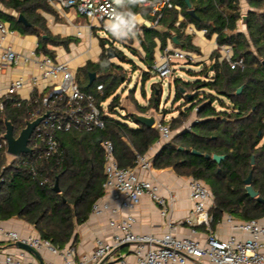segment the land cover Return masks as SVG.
Instances as JSON below:
<instances>
[{
  "label": "trees",
  "instance_id": "obj_1",
  "mask_svg": "<svg viewBox=\"0 0 264 264\" xmlns=\"http://www.w3.org/2000/svg\"><path fill=\"white\" fill-rule=\"evenodd\" d=\"M2 1L7 7L23 14L31 25L25 26L13 15L1 12L0 21H10L12 28L37 35L38 51L54 56L50 45L67 47L73 41L72 37L55 35L50 30L42 14L43 11L54 12L48 0ZM123 1L132 13L149 15V9L141 4L145 0L138 3ZM247 1L255 8L247 15V34L238 29V23L243 18L239 0H191L197 17L188 13L184 0H174L183 6L185 21L177 25L179 12L177 8H170L158 27L142 25L140 36L146 54L142 61L150 68L156 60L157 40L161 41L163 49L176 36L184 48L196 50L192 36L185 32L187 21L195 23L198 28H206L209 36L216 34L219 46H233L235 57L245 60V68L234 69L225 59L220 60V53L216 52L212 77H199L193 81L174 77L177 100L184 98L190 106L181 109L171 123L163 119L171 129L177 127L179 130L153 156L152 165L155 169H173L179 175L201 179L210 186L215 199L211 209L214 217L212 227L225 213L242 220L264 219V203L251 197L245 188V180L252 172V185L264 198V0ZM101 40L104 51L99 61H89L79 68L76 79L84 91L95 94L98 101H105L115 94L122 82V77L113 72L122 66L107 56L108 38ZM132 50L138 53L136 49ZM116 51L118 57L126 60L125 54L117 48ZM208 70L209 67L199 74L203 75ZM91 73H96L97 78L90 85ZM190 73L197 74L194 71ZM145 75L149 73L145 72ZM99 83L104 85L103 92L96 89ZM161 84H155L147 105L136 104L139 112L160 109ZM240 86L243 89L238 93ZM47 91L35 92L34 98L39 100L37 107H41V97ZM225 99L231 104L227 106ZM216 102L220 109L215 106ZM36 105L24 102L21 106H15L13 101H7L0 118V132L6 129L3 120L6 116L14 124V133L19 134L29 112ZM119 105L118 95L108 104L104 128L59 132L63 153L41 160L37 164L38 176H33L31 166H24L19 161L5 171V181L0 183V219L20 218L34 225L41 237L50 239L60 247L71 242L75 238L77 224L89 217L93 203L105 193V152L102 141L109 139L113 142L115 157L121 166L134 167L136 154L148 153L160 139L155 125L136 122L132 113H128L124 120L116 118L114 113L118 111ZM195 110L198 118L190 128L185 127ZM180 146L189 150L197 149L211 156L223 154L225 158L218 163L204 155L181 150ZM57 181L59 191L55 189Z\"/></svg>",
  "mask_w": 264,
  "mask_h": 264
},
{
  "label": "built area",
  "instance_id": "obj_2",
  "mask_svg": "<svg viewBox=\"0 0 264 264\" xmlns=\"http://www.w3.org/2000/svg\"><path fill=\"white\" fill-rule=\"evenodd\" d=\"M48 2L57 8L77 9L80 14L90 19L87 26L91 31L98 28L100 33L108 38L107 42L110 43L108 46L116 47L118 41L129 38L132 32H142V25L134 16L130 18L125 15L114 0H48ZM142 5L149 9L152 16V19L144 24L147 27H158L166 10L177 8L174 0H145ZM120 19L128 21L127 25H122L125 35H116L111 31V26ZM0 32L2 51L0 70L22 64H34L38 70L32 72L29 78L24 76L14 78L4 90H0V118L7 101H13L15 106H21L24 102L36 105L39 100L34 98V95L39 86L45 83L48 90L41 97V107L36 105L35 109L29 112L27 119L33 121L48 112L32 133L29 142L31 152L21 155L9 152L8 140L4 137L6 129L0 132V183H2L5 181V171L12 168L17 161L24 166H31L35 177L39 175L37 164L41 160L62 155L59 132L93 131L104 128L106 125L104 114L108 113V105H104L106 100L98 101L95 94L86 92L79 86L76 74L67 62L57 61L38 50L23 54L12 45L5 44L4 40L11 29L3 22H0ZM203 32L207 34L208 30L204 28ZM219 49L223 59L228 61L232 68H245L244 58L235 57L233 46L223 44ZM196 58L197 55L193 51L167 44L152 69L163 79H169L179 71L176 68L177 62L192 63ZM28 85L32 86V93L26 97L22 90ZM96 89L103 92L104 85L99 83ZM39 93L42 91L39 90ZM155 126L160 133V139L156 144L163 145L171 139L173 130L169 123L160 118H157ZM102 144L105 152V193L93 203L91 214L110 215L109 225L114 230L111 241L98 237L95 249L78 258L74 246L60 247L40 235L22 236L17 231H8L6 235L10 239L29 244L37 251L50 252L59 256L60 261L27 259L22 250L20 255L0 252V264H100L116 249L127 244L133 246L135 262L124 259L122 264H187L189 261L192 264H205L206 260L208 264H264V221L257 218L237 220L232 214H227L226 222L230 225L232 233L226 238L220 237L212 227L214 217L211 209L214 206V194L206 182L195 177H187V188L193 202L191 215L185 219V223L190 226V233L179 234L178 224L173 218H170L168 229L162 235L137 232L135 230L137 217L134 210L142 198L149 196L157 202L161 206V214L167 217L171 213L174 194L173 192L168 196L161 194V184L152 172L153 157L149 152L136 154L134 167H123L115 157L113 142L105 139ZM141 170L148 175H142ZM47 180L46 178L45 181ZM114 201L117 203H113ZM122 210H126L127 213L118 218ZM201 228L205 231L204 235L200 234ZM236 232L244 235L239 236Z\"/></svg>",
  "mask_w": 264,
  "mask_h": 264
},
{
  "label": "crops",
  "instance_id": "obj_3",
  "mask_svg": "<svg viewBox=\"0 0 264 264\" xmlns=\"http://www.w3.org/2000/svg\"><path fill=\"white\" fill-rule=\"evenodd\" d=\"M115 1V0H114ZM125 3V2H124ZM143 3V2H142ZM141 3V4H142ZM126 4V3H125ZM177 4L178 10V21L177 25L181 21H185V16L183 15V6ZM242 16L248 15L250 10H254L247 0H239ZM127 5V4H126ZM128 6V5H127ZM54 12L43 11L42 14L46 17L48 26L53 34L60 35L62 37H72L73 41L66 47L64 45L49 47L54 51V56H52L57 61L67 62L70 68L75 74L79 68L85 66L89 61L97 62L99 61L103 51L104 46L102 44V37L99 33L98 28H94L93 31L89 29L87 24L90 19L86 16L80 14V12L75 8H57L52 7ZM129 8V6H128ZM130 9V8H129ZM188 9V6H187ZM120 10L128 15L123 9ZM131 10V9H130ZM0 12L8 15H13L18 19L19 13L9 8L5 3L0 0ZM148 16H145L141 12L132 13L131 15L135 17L136 21L141 25H144L149 19H152L151 14L148 12ZM5 23L10 29L11 32L6 35L4 40L5 44L12 45L17 51L23 54H30L33 50H38L39 47V37L35 34L24 33L18 29L12 28L10 21H0ZM159 28H162L160 26ZM204 28H198L197 25L193 22L187 21L186 34L192 36V42L196 45V50H188L183 47V45L178 41L175 42L173 39L168 41V44L176 48H182L187 51H193L197 55L196 64L201 66L200 72L205 68L209 67L207 73L200 76V72H196L197 77H207L213 76L214 62L216 60L215 53H220V60H223V55L219 49V44L217 41V35L214 34L209 36L204 34ZM238 29L244 33H248L246 23L243 22V18L238 23ZM82 33L79 34L78 32ZM140 36L142 33L139 31H134L130 34L129 38L121 39L117 43L124 44V46L135 47L138 51L137 54L140 59H144L145 51L142 47ZM1 39V32H0ZM107 41V40H106ZM130 41V43H128ZM106 43V42H105ZM107 46V44H106ZM115 49L117 47H114ZM161 41L157 40L156 47V60L161 54ZM40 52V51H39ZM0 50V59H1ZM43 53V52H42ZM46 54V53H43ZM49 55V54H46ZM155 60V61H156ZM38 70L34 67V64H22L19 66H11L5 70H0V90H4L11 80L16 77L24 76L29 78L32 72H37ZM180 73H183V68H180ZM190 72V71H189ZM195 75V74H194ZM193 81V80H190ZM173 85V84H172ZM32 86L28 85L25 89L22 90L24 96H30L32 93ZM46 89L45 83L39 86V90L43 91ZM193 92V91H192ZM202 92V91H201ZM182 99V98H181ZM147 105V103H143ZM182 105V104H181ZM190 104L185 101V103L178 108V111L173 113V116L170 118H175L179 115L181 109H186ZM215 106L219 109L218 103H215ZM177 107V106H176ZM175 107V108H176ZM152 114V113H151ZM157 118L165 119L164 116H160L158 113H155ZM198 118L196 110L192 112L190 119L185 123V127H190L194 121ZM264 142V139L262 143ZM161 144H155L153 148L149 151V154L153 157L157 153ZM142 175H148L145 171H140ZM153 174L157 177L161 184V194L168 196L170 192H173L174 198L171 202V213L169 216L165 217L161 214V206L152 200L149 196H144L142 198L139 206L134 210V214L137 217V223L135 225V230L140 233L162 235L168 229V222L170 218L176 220L178 224V233L185 235L190 233V226L185 223V219L191 215L193 202L190 199L189 190L187 188V177L177 174L173 169H155L153 167ZM113 203H117L114 201ZM127 213L126 210H122L121 213L117 216L120 218L122 215ZM227 214L225 213L221 219L215 222L213 229L215 232L222 238H226L232 233L230 225L226 222ZM235 217V216H234ZM237 220H242L235 217ZM110 215H101L96 216L90 214L89 217L82 223L77 224L75 229V238L69 242L67 245L74 246L77 250L78 258L82 255L91 252L95 249L96 239L98 237L103 238L106 241H111L113 235V229L109 225ZM264 221V219H262ZM8 231H17L22 236L27 235H40L38 230L34 225L20 219V218H11V219H0V252L3 254L13 253L20 255V252L24 250L27 259H36V260H55L60 261L59 256L47 251H38L39 257L17 245V241L10 239L6 232ZM239 236L244 235L241 232H236ZM200 234L204 235L205 231L203 228L200 229ZM126 259L130 262H135V257L133 254V246L130 244L123 245L112 252L108 257H106L100 264H122V261ZM205 264H208V261H204ZM187 264H192L189 261Z\"/></svg>",
  "mask_w": 264,
  "mask_h": 264
},
{
  "label": "rangeland",
  "instance_id": "obj_4",
  "mask_svg": "<svg viewBox=\"0 0 264 264\" xmlns=\"http://www.w3.org/2000/svg\"><path fill=\"white\" fill-rule=\"evenodd\" d=\"M102 37V33H99ZM130 43V41H128ZM110 43L107 44V46ZM117 49L125 54L126 60L115 57L112 61L115 64L122 66V68L115 69L113 72L119 77H122V82L110 98L106 100L104 105H108L115 96H120V105L118 106V111L114 113L116 118L124 120L128 113L138 111L136 107L137 103L143 105V103H149V99L152 96V90L154 89L155 84L162 83V99L159 110L150 109L144 114L150 115L158 113L160 116H164V120L171 123L170 119L173 116V113L178 111V108L185 103V99H178L176 97V88L173 84L174 77H182L186 81L198 79V75H192L189 71L200 72L201 66L195 62L180 61L176 63L177 70L183 68V73L177 71V75L169 79H163L159 74H157L152 68L146 65L138 55H135L131 50L135 47L124 46V44L117 43ZM137 49V48H136ZM198 58H196L197 60ZM151 70V71H150ZM145 72H148L149 75H145ZM201 76V75H200ZM97 78V74H96ZM95 78V79H96ZM203 78V76H202ZM158 88V87H157ZM159 91V89H157ZM227 106L231 104L228 99H225ZM182 104V105H181ZM177 106V107H176ZM219 106V104H218ZM176 107V108H175ZM156 115V114H155ZM158 117V116H156ZM126 121L133 125V122L130 119L126 118ZM185 126V125H184ZM181 128V127H180ZM172 137L178 133L179 128H173ZM171 137V138H172Z\"/></svg>",
  "mask_w": 264,
  "mask_h": 264
},
{
  "label": "water",
  "instance_id": "obj_5",
  "mask_svg": "<svg viewBox=\"0 0 264 264\" xmlns=\"http://www.w3.org/2000/svg\"><path fill=\"white\" fill-rule=\"evenodd\" d=\"M184 1L186 2L187 6H188V13H190L192 16L197 17L191 0H184ZM115 3H116V0H115ZM116 4L119 8L123 9L128 15L132 14V11L128 8V6L124 3L123 0H121L120 3H116ZM18 21L22 22L25 26L31 25L29 20L23 14H19ZM246 21H247V15H244L243 16V22L246 23ZM173 40L175 42H178L176 36H174ZM106 53L110 59L118 57V53L113 46H106ZM95 78H96V73H91L90 74V82H89L90 85L93 84ZM242 89H243V86H240L238 88L237 92L240 93L242 91ZM47 114H48V112H45L44 114H42L41 116H39L35 120L27 121L26 126L21 130V132L18 136H15L14 124L12 123V121L10 119H8L6 116H4L3 120H4V124H5V128H6V132L4 133V137L8 140L9 152H11L15 155H21L22 153L31 152L29 142H30V138L32 136V133H33L34 129L36 128V126L46 117ZM132 115L134 116L136 122L141 123V124H145L147 126H153V125H155V123L157 121V117L155 114L147 115V114H144V113H141L138 111H134V112H132ZM179 149L185 150L188 152L190 151L192 154H195V155H204L206 158H212L213 160H215L218 163H220L225 158V155H223V154H213L211 156L210 154H207V153L204 154L197 149H191V150L185 149L183 146H180ZM253 162H254V158H253ZM245 184H246L245 188H246L247 193L251 197L258 198L259 201H262L264 203V198H262L259 195V192L252 185V172L246 178ZM55 189L57 191L60 190L58 181L56 182ZM17 245L21 248L29 250L30 252L36 254L39 257L38 251L35 248H33L31 245L25 244L22 242H17Z\"/></svg>",
  "mask_w": 264,
  "mask_h": 264
},
{
  "label": "clouds",
  "instance_id": "obj_6",
  "mask_svg": "<svg viewBox=\"0 0 264 264\" xmlns=\"http://www.w3.org/2000/svg\"><path fill=\"white\" fill-rule=\"evenodd\" d=\"M121 0H116V3H120ZM140 0H133V3H138ZM128 21L120 19L118 23H115L111 26V31L116 35H125L126 33L122 31V25H127ZM133 26H134V17H133Z\"/></svg>",
  "mask_w": 264,
  "mask_h": 264
}]
</instances>
